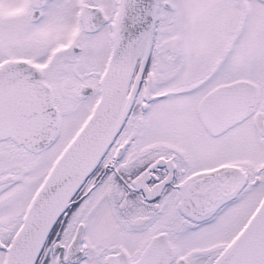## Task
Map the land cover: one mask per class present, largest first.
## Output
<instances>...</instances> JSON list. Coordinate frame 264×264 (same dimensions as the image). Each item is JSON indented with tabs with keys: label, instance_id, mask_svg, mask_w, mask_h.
Instances as JSON below:
<instances>
[{
	"label": "snow or ice",
	"instance_id": "1",
	"mask_svg": "<svg viewBox=\"0 0 264 264\" xmlns=\"http://www.w3.org/2000/svg\"><path fill=\"white\" fill-rule=\"evenodd\" d=\"M0 264H264V0H0Z\"/></svg>",
	"mask_w": 264,
	"mask_h": 264
}]
</instances>
